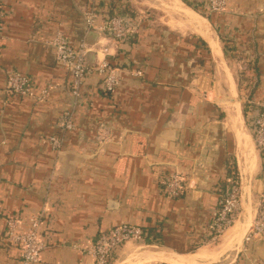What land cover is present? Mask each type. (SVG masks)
I'll list each match as a JSON object with an SVG mask.
<instances>
[{
  "label": "crops",
  "instance_id": "1",
  "mask_svg": "<svg viewBox=\"0 0 264 264\" xmlns=\"http://www.w3.org/2000/svg\"><path fill=\"white\" fill-rule=\"evenodd\" d=\"M189 1L0 0V264L22 257L7 240V218L38 213L45 248L32 264H94L88 249L121 223L146 236L122 245L112 264H264V234L246 240L264 202V152L250 127L252 102L264 98V0H227L210 18L206 0ZM127 2L150 13L132 11L140 26L129 41L88 28L89 9L101 24ZM58 34L74 47L84 40L89 63L141 75L126 73L113 93L90 75L76 98L55 57ZM12 71L30 78L35 97L6 92ZM70 109L75 127L62 131ZM51 135L62 138L59 151ZM174 172L183 178L178 197L165 190ZM231 178L241 186L240 214L218 244H204Z\"/></svg>",
  "mask_w": 264,
  "mask_h": 264
},
{
  "label": "built area",
  "instance_id": "2",
  "mask_svg": "<svg viewBox=\"0 0 264 264\" xmlns=\"http://www.w3.org/2000/svg\"><path fill=\"white\" fill-rule=\"evenodd\" d=\"M226 9L227 0H206L205 2L204 10L207 12V15L223 12ZM98 15L96 8H91L86 12L85 19L88 28H98L118 41H129V39L134 37V34L140 26L138 17L131 16L126 12L115 11L113 14L106 16L101 24L98 23ZM4 16V6L0 2V38L2 36ZM53 45L55 46L57 62L71 72V91L76 98L81 97L82 84L90 75H100L102 89L108 93H113L118 89L126 73L136 76L141 75V71H127L113 65L105 59L89 63L87 61L88 47L84 40L78 47H74L63 34H58L53 41ZM6 92L10 95L21 97H35L30 87V78L19 71L8 73L6 78ZM46 93L47 91L43 90L42 94L37 98L41 99ZM252 103L256 115L250 127L254 130L253 138L258 151L264 152V98L260 101H253ZM74 127V112L70 109L65 111L61 116L58 122V128L62 131H70ZM98 138L102 142L107 141L109 139L108 132L104 128H101L98 133ZM46 140L54 149L58 151L61 149V137L51 135ZM183 186V178L178 172H174L166 183L165 190L168 196L178 197ZM240 210L241 186L236 180L231 178L222 189L221 200L213 214L210 231L204 240V244H216L235 223L240 214ZM41 220L42 213L30 216L27 221H23L17 217L7 218V240L21 248L22 257L20 264L37 262L45 248V244L41 239ZM263 234L264 202L261 201L258 202L256 217L246 240L260 237ZM145 236V231L140 226L121 223L102 232L87 252L93 256L94 264H112L122 245L130 241H144Z\"/></svg>",
  "mask_w": 264,
  "mask_h": 264
},
{
  "label": "rangeland",
  "instance_id": "3",
  "mask_svg": "<svg viewBox=\"0 0 264 264\" xmlns=\"http://www.w3.org/2000/svg\"><path fill=\"white\" fill-rule=\"evenodd\" d=\"M126 3V2H125ZM154 2H151V4H153ZM149 4H150V2H149ZM119 5V4H118ZM117 5V6H118ZM126 5V4H125ZM115 11H120V8H115ZM125 11H137L138 13H141L142 15H144V17H147V16H149L150 17V13L148 12V10H146V9H144V8H135L134 6H132V4H129L128 5V2H127V5H126V10ZM204 12H206L205 10H203ZM206 14H207V12H206ZM215 13H211V14H209V16L211 17L212 15H214ZM238 84H240L241 86L240 87H242L243 88V86H245V82H242V81H239L238 82ZM247 87V86H246ZM241 103H242V105L244 104V108L246 107V110L245 111H248V109H249V106L251 105L250 104V102H249V98L248 97H243V98H241ZM245 117H244V126H245V128L249 131L250 130V128H249V124L247 123V117H246V115H244ZM221 239L222 238H220V240L216 243V244H218L220 241H221ZM130 242H136V243H143L142 241H130ZM144 249H152V248H140L139 250H144ZM117 258V257H116ZM116 258H115V261H116ZM114 261V262H115Z\"/></svg>",
  "mask_w": 264,
  "mask_h": 264
},
{
  "label": "trees",
  "instance_id": "4",
  "mask_svg": "<svg viewBox=\"0 0 264 264\" xmlns=\"http://www.w3.org/2000/svg\"><path fill=\"white\" fill-rule=\"evenodd\" d=\"M186 3H188V4H192L189 0H184ZM116 4V3H115ZM115 4L113 5V7H112V12L110 13V14H113L115 11H114V9L117 7V4H116V6H115ZM193 5V4H192ZM123 10V11H122ZM122 10H120L121 12H130V11H124V10H126V7L125 8H122ZM204 15H206V16H208L209 18H210V16L209 15H207L204 11H201ZM131 16H134L133 15V13H132V11H131V14H130Z\"/></svg>",
  "mask_w": 264,
  "mask_h": 264
},
{
  "label": "bare ground",
  "instance_id": "5",
  "mask_svg": "<svg viewBox=\"0 0 264 264\" xmlns=\"http://www.w3.org/2000/svg\"><path fill=\"white\" fill-rule=\"evenodd\" d=\"M174 264H180V263H178V262H175Z\"/></svg>",
  "mask_w": 264,
  "mask_h": 264
}]
</instances>
